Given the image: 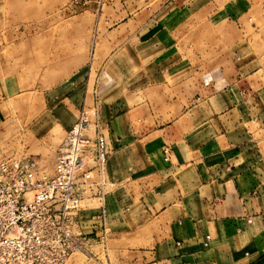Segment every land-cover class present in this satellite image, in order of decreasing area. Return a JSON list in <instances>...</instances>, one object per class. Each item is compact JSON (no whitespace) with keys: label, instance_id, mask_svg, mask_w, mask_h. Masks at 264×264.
I'll use <instances>...</instances> for the list:
<instances>
[{"label":"crops","instance_id":"obj_1","mask_svg":"<svg viewBox=\"0 0 264 264\" xmlns=\"http://www.w3.org/2000/svg\"><path fill=\"white\" fill-rule=\"evenodd\" d=\"M188 1L108 39L83 79L35 96L41 107L30 105L25 142L7 145L42 163L95 104L112 148L106 242L121 240L146 264H264V46L194 64L186 56L193 33L180 21L191 17ZM35 91L0 79V138L5 104ZM100 215L81 213L98 243Z\"/></svg>","mask_w":264,"mask_h":264},{"label":"rangeland","instance_id":"obj_2","mask_svg":"<svg viewBox=\"0 0 264 264\" xmlns=\"http://www.w3.org/2000/svg\"><path fill=\"white\" fill-rule=\"evenodd\" d=\"M72 2L0 0V79L24 91L36 90L31 100L30 95L22 93L5 104L9 105L5 107L9 111H5L2 118L6 125L0 138L4 143L0 160L8 156H28L7 144L12 140L18 144L25 142L19 136L24 135L32 118L30 105L41 107L40 98L35 96L54 91L60 82L83 79L100 52L108 51L106 41L118 39L125 29L138 28L143 17L153 19L169 4V7L184 6V0H105L101 6L91 3L78 6L76 10ZM188 2L191 17L180 21L181 25L185 23L182 27H189L193 33L189 40L191 51L186 56L194 64L217 65L221 58L223 61L239 56L249 43L254 47L264 46V20L255 22L254 19L257 10L264 18V0ZM239 48L240 54H235ZM258 55L264 65V54ZM55 154L43 159L42 164L49 171L53 170ZM134 257L126 245L122 246L121 240L100 243L91 240L89 251L74 254L67 264H146Z\"/></svg>","mask_w":264,"mask_h":264},{"label":"built area","instance_id":"obj_3","mask_svg":"<svg viewBox=\"0 0 264 264\" xmlns=\"http://www.w3.org/2000/svg\"><path fill=\"white\" fill-rule=\"evenodd\" d=\"M104 2L73 0L72 6ZM111 152L94 104L83 106L68 130L53 174L34 157L0 160V264H67L87 253L94 238L84 231L81 213L89 210L101 211L99 240L105 241L104 170Z\"/></svg>","mask_w":264,"mask_h":264},{"label":"bare ground","instance_id":"obj_4","mask_svg":"<svg viewBox=\"0 0 264 264\" xmlns=\"http://www.w3.org/2000/svg\"><path fill=\"white\" fill-rule=\"evenodd\" d=\"M8 157H9V156H8ZM41 164H42V163H41ZM42 165H43V164H42ZM43 166H44V165H43ZM44 167H45V166H44ZM45 168H46V170H47V172H48L49 174H51L50 172H52V171L54 172V168H53V170H52V168H51V171H49V168H48L47 166H46Z\"/></svg>","mask_w":264,"mask_h":264}]
</instances>
